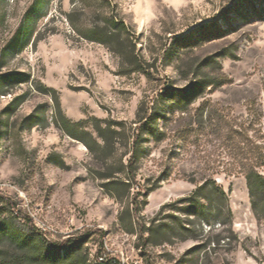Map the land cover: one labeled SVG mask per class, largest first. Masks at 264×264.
<instances>
[{
	"label": "rangeland",
	"instance_id": "rangeland-1",
	"mask_svg": "<svg viewBox=\"0 0 264 264\" xmlns=\"http://www.w3.org/2000/svg\"><path fill=\"white\" fill-rule=\"evenodd\" d=\"M57 104L94 138L97 125L130 138L156 112L162 135L143 136L132 168L140 213L122 216L96 175L111 161L58 127ZM259 150L264 0H0V264L72 250L88 264H264L239 174ZM206 180L226 200L194 209Z\"/></svg>",
	"mask_w": 264,
	"mask_h": 264
},
{
	"label": "trees",
	"instance_id": "trees-1",
	"mask_svg": "<svg viewBox=\"0 0 264 264\" xmlns=\"http://www.w3.org/2000/svg\"><path fill=\"white\" fill-rule=\"evenodd\" d=\"M118 25H120L122 29H125L122 22L118 23ZM118 32V37L120 39L121 30ZM111 35L112 34L110 32L106 33V29L101 31L96 29L92 31L90 40L96 43L104 44L107 41L106 39H108ZM199 87L200 85L196 84L189 90L181 91L179 94H173L172 98L169 99L174 102H178L180 101L178 100V97H186ZM161 97H163V94ZM57 110L58 120L56 121V124L66 135L72 139L82 142L88 152L95 159H102L105 161L104 163H107L109 160L111 161L109 165L105 164L104 172H98L96 175H98V179L104 181V184L101 187L105 193L112 197L117 203L124 205L122 216L125 214L131 218L132 214L136 215L140 213L141 209L138 208V204L130 202V197L134 196L132 192V182L135 175L132 168L140 158V143L143 136L146 135L150 138H158L162 135L156 128V112H152L149 116L145 114V116L139 120V123H141L139 129L133 133L130 138L126 136L124 128L112 129L111 126L101 128L98 125L95 127L97 138H94L90 132L83 130L79 124H74L63 116L58 104ZM235 134L238 133L235 132ZM120 141H125V143L122 144ZM126 145L129 147L127 153L129 157L126 160V164L122 161L116 162L115 155L118 148L126 147ZM239 147L240 145L238 144L237 148ZM253 159L254 161L252 164H242L239 174H241L246 181L254 213L264 218V175L259 172V169L264 167L263 152L261 150L255 152ZM203 195H207L208 198L212 197L221 198L223 201L226 200L224 192L216 186L215 182L212 180H206L202 185L196 187L195 191L192 192L191 196L187 198L186 201L192 208L195 209L198 206H201L200 200ZM132 200H134L133 197ZM145 205L146 201L144 203V206ZM1 211L2 209H0V212ZM1 227L2 226L0 225V229ZM12 237V239L17 242V246L21 247L25 239L21 237L19 238V236ZM80 257L81 256L78 255L77 250H72L63 257H59L58 255L53 257L44 256L38 261L29 260L27 264H88L87 257ZM25 261L26 260L22 259L21 264H26Z\"/></svg>",
	"mask_w": 264,
	"mask_h": 264
}]
</instances>
